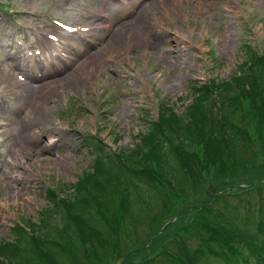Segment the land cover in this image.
Returning <instances> with one entry per match:
<instances>
[{
	"label": "rangeland",
	"instance_id": "374dc122",
	"mask_svg": "<svg viewBox=\"0 0 264 264\" xmlns=\"http://www.w3.org/2000/svg\"><path fill=\"white\" fill-rule=\"evenodd\" d=\"M94 3L95 0H0V252L6 248L15 224L35 220L45 210L47 192L66 198L80 180H89L86 171L95 159L82 142L85 134L102 139L114 152L132 148L140 140L148 142L149 120L176 119L182 112L192 118L189 108L193 104V112H198L194 84L233 81L239 67L248 65V47L264 58V0L110 2L106 8L109 18L121 19L105 34L96 14L92 21L98 28L94 34L88 32L87 16ZM144 14L145 20L141 21ZM125 24L128 30L124 34L113 35L116 43L108 41V34ZM66 44L72 48L66 47L59 57L43 50V46L50 51L61 50ZM86 45L89 54L101 50L92 54V63L80 64L82 56L75 59L73 54ZM66 57L70 61L66 68L55 70L62 67ZM30 60L34 68L27 65ZM42 73L46 77L36 87L45 83L49 89L39 92L29 76ZM243 105L246 125L253 134L254 125L248 120L255 122L256 117L250 110L249 92L243 96ZM31 111L36 113H31L30 120ZM25 123L32 128L27 131L30 142L25 140L26 147L22 146ZM217 127L214 121L212 134ZM263 143L259 137L257 145ZM195 149L200 158L204 146L198 141ZM260 154L254 163L248 156V164L235 169L239 175L231 189L224 185L217 189L221 174L213 169L214 165L202 162L198 183L189 178L181 193L175 184L157 179L158 168L153 161L150 177L156 180L155 187L165 204L180 210V215H175L168 228L165 222H158L159 217L154 227L148 218L133 224L127 221L126 240L109 225L118 234L117 240L115 234L111 238L117 247L91 250L80 257L78 264H125L126 253L139 244L149 246L134 254L128 264H137L146 257L142 264H159L153 253L148 254L150 246L155 252H174L178 249L176 234L191 247L196 246L198 229L185 225L193 213L190 207L199 205L210 194L211 198L219 197L211 202L215 212L226 209L240 217L248 205L264 204V178L258 172L264 157ZM12 162L18 166H11ZM6 175L17 176V182ZM212 181L215 187L210 185ZM8 185L18 186L19 194L11 193ZM254 185L258 186L253 190ZM243 189L249 190L240 193Z\"/></svg>",
	"mask_w": 264,
	"mask_h": 264
},
{
	"label": "trees",
	"instance_id": "16d2710c",
	"mask_svg": "<svg viewBox=\"0 0 264 264\" xmlns=\"http://www.w3.org/2000/svg\"><path fill=\"white\" fill-rule=\"evenodd\" d=\"M245 60L247 67H239L233 81L193 85L200 109L193 112L196 104L189 108L192 118L188 112H182L176 119L149 120L148 142L140 140L132 148L114 152L102 139L85 136L82 142L95 159L86 171L89 180H80L66 198L47 192L45 210L35 220L11 228L10 240L0 252V264H78L80 257L87 256L91 250L117 247L111 239L114 234L116 240L118 234L126 240L128 222L133 224L148 218L154 227L157 217L162 224L180 215V210L165 204L156 189V180L150 177L153 161L158 168L157 179L175 184L180 193L189 178L198 181L202 162L214 165L213 169L221 174L217 189L221 185L233 188L237 183L234 178L239 175L235 169L248 164V156H252V163L261 157L260 153L264 157V143L257 145L259 137L264 140V58L248 47ZM247 92L252 100L250 110L256 117L255 122L252 118L248 120L254 125L253 134L246 125L243 105ZM214 121L218 127L212 134ZM198 141L204 146L200 158L195 149ZM260 164L258 172L264 178V162ZM210 185L215 187L213 181ZM210 196L190 207L193 213L185 226L198 229L196 246L191 247L175 233L176 251L155 252L150 246L148 254L153 253L159 264H264V204L248 205L240 217L226 209L215 212L211 202L219 197ZM172 223L168 222L166 228ZM148 246H131L125 264ZM165 253L171 254L170 257Z\"/></svg>",
	"mask_w": 264,
	"mask_h": 264
},
{
	"label": "bare ground",
	"instance_id": "6f19581e",
	"mask_svg": "<svg viewBox=\"0 0 264 264\" xmlns=\"http://www.w3.org/2000/svg\"><path fill=\"white\" fill-rule=\"evenodd\" d=\"M110 2H115V3H120V5H121V2H122V0H95V3L91 6V10L88 12V16H87V21H88V32H90L91 34H94V32L97 30V26L93 23V19H94V17H95V14L100 18V20L102 21V30H104L105 31V33L107 32V31H109V30H111L112 28H113V25H114V23H112V22H108L107 21V17H106V8H107V6H108V4L110 3ZM119 7L120 6H118V7H116V8H114L113 9V11H116L117 9H119ZM137 13V12H136ZM34 15H36L37 16V14H35V13H33ZM135 17H136V14H135ZM145 20V14H144V18H143V16H142V18H141V21H144ZM136 20H134V22H135ZM123 22H125V21H123ZM133 22V23H134ZM120 30V31H119ZM128 30V28H127V24H125V25H123V26H121L119 29H113L109 34H108V41L110 40V42L111 43H116V41H115V39H114V37H113V35L115 34V33H119V34H121V32H122V34H124L126 31ZM117 33V34H118ZM129 34H132V31H129ZM52 37L53 38H56L54 35H52ZM37 42L39 43V40H38V38H37ZM151 43V42H150ZM17 46H19V47H21L22 49H23V47L22 46H20L19 44L17 45ZM70 47V48H72V46L71 45H69V44H66L61 50H56V49H54L53 51H50L49 50V47H45V46H43V50H46V51H48V53H49V55H51L52 54V52H55L54 54L56 55V56H60L61 54H63V52H66V47ZM88 49H90L87 45L86 46H84V47H82V48H80L75 54H73V56H74V58L75 59H77V58H79V57H81L82 56V61L80 62V64H83V63H87V64H90V63H92V61L90 60L91 59V56H92V54H97L99 51H94V52H92V53H88ZM50 51V52H49ZM14 53H16L17 51H13ZM24 56H25V49H24ZM58 52V53H57ZM105 53H107L106 51H104ZM67 53H69V54H72V52L70 51V50H68L67 51ZM167 54V52L165 53V55ZM70 63V61L67 59V57L66 58H64L63 60H62V67H60V68H56L55 70H58V71H61V70H63V69H65L66 68V66L68 65ZM27 65H29V67L30 68H34V63L30 60L28 63H27ZM46 77V75H44L43 73L42 74H40L39 76H37L36 74H32V75H30L29 76V78H30V80H31V82H32V84L35 86V88L39 91V92H42V91H44L45 89V87H46V89H49L48 88V85L46 86V84L44 83V84H39L37 87H36V84L37 83H39V81L41 80V79H43V78H45ZM32 85V86H33ZM41 100V98L39 97L38 98V100L37 101H35V103H34V105L37 107V105L39 106V101ZM34 106V107H35ZM35 107V108H36ZM31 113H36V112H33V111H31L30 112V114ZM29 114V118H30V120L33 118V117H31L32 116V114L30 115ZM27 119V118H26ZM28 120V119H27ZM24 129H25V131H26V133H24V136L22 135V138H23V141H24V144H22V146L24 145L25 147H26V145L27 144H25V140L26 141H28V142H30V137H28V135H27V131H30L32 128L30 127V125H29V123L27 124V123H25V125H24ZM21 160H19V162H20ZM14 166V167H17L18 166V164H17V162H12L11 163V166ZM6 178L8 179V180H14L15 182H17V180H18V177L17 176H12V175H6ZM6 178H5V180H6ZM17 184V183H16ZM9 187H10V189H11V193H14V192H17L18 194H19V188H18V186H15V185H8Z\"/></svg>",
	"mask_w": 264,
	"mask_h": 264
}]
</instances>
